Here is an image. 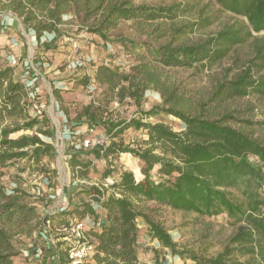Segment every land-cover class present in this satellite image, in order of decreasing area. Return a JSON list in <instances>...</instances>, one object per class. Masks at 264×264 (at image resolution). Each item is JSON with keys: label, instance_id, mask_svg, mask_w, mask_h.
<instances>
[{"label": "trees", "instance_id": "1", "mask_svg": "<svg viewBox=\"0 0 264 264\" xmlns=\"http://www.w3.org/2000/svg\"><path fill=\"white\" fill-rule=\"evenodd\" d=\"M213 1L221 13L230 14L236 22L192 45L133 44L138 61L129 72L105 64L96 67L93 79L103 88V105L90 103L75 113L63 107L69 124L86 131L102 130L108 144L75 150L66 141L67 165L72 172L68 179L91 181V174L99 173L94 163L103 161L105 165L98 186L70 187L63 211L54 215L42 217L39 211L50 207L48 197H29L19 189L8 195L2 185L9 166L17 167L18 175L27 168L47 173L45 160L53 159L56 149L48 120L32 117L28 93L15 79V68L0 69V264H18L15 239L32 238L35 229L34 247L39 246L42 253L36 256L34 249L31 264H70L67 242L60 239L52 245L39 233L48 222L57 228L73 216L93 222L86 235L94 252L83 264H146L142 257L147 252L158 261V249L141 245L140 221L159 248L178 256L181 264H264V136L257 135L264 121L239 119L250 107L243 113L233 109L238 100L264 99V0ZM197 8L198 2L134 6L131 0H0V13L20 19L42 53L58 51L66 38L75 36L64 29L68 13H84L83 30L109 44V34L121 21H172ZM202 14L198 21L176 32L193 34L214 24L212 17ZM93 15L96 19L90 21ZM243 48H248V58L234 60L236 69H228L224 81L217 82L204 99L194 97L164 75L167 69L220 65ZM90 82V77H84L75 80V85L85 88ZM149 90L159 94L161 104L141 110ZM53 94L61 100L59 89ZM126 100L138 108L135 116L106 117L107 104ZM162 114L176 117L185 128L175 132L164 123H150ZM131 130L143 135L133 140ZM77 139L88 140L84 136ZM127 155L138 160V174L124 164H114ZM17 162H24V166ZM51 184L44 188L56 189ZM92 203L101 208L105 223ZM165 209L202 218L226 216L237 230L217 256L199 255L174 243L161 219Z\"/></svg>", "mask_w": 264, "mask_h": 264}, {"label": "rangeland", "instance_id": "2", "mask_svg": "<svg viewBox=\"0 0 264 264\" xmlns=\"http://www.w3.org/2000/svg\"><path fill=\"white\" fill-rule=\"evenodd\" d=\"M131 2L134 6H159L170 5L173 3L198 2V8L189 14L178 16L172 21H158L152 24H141L135 21H121L117 28L109 34L108 39L112 42L109 44H106V42L98 36L88 34L83 30L84 25H82L81 20L84 17V13H68L65 19L66 24L64 25V29H67L71 33H75V36L73 38H66L64 42L65 46L61 45L58 48V51L52 53H42L37 50V43L33 34L24 29L21 20L19 19L21 23L20 29L24 35H26V38L23 40L22 51H14L9 47L4 49L0 48V61L4 60L7 66H9L5 58H7L8 55L13 54L17 58H20L21 63H32L37 73L40 75L39 82L43 80V77L46 81L48 80L43 75L44 69L48 70L50 68L51 73L54 74L50 77L51 81L50 79L48 81L47 90L44 89V92L47 91L44 95L48 98V101L46 100V107H49L52 104L49 108L50 110L47 108L45 118L48 120L49 127L55 134L53 144L56 149V154L53 159L45 160L43 169L48 171L45 174L44 172L42 173L41 170L33 172L31 169L27 168L26 171L21 172L18 175L17 167L13 168L9 166V168L5 169V176L1 181L8 195H10L14 189H19L29 197H50L49 199L52 203L58 201L56 200L57 197L55 195H50L48 193L49 189H46V187L44 188L45 182H42V180L39 179L40 175H43L46 179L48 178L49 180L47 179V182H51V185H56V190L61 188L62 193L63 191L68 192L67 189L72 184H75L74 186L82 184L86 186H98L97 183L100 181L99 173L103 171L105 165L103 161H96L94 163L99 173H92L91 181H84L81 183L82 180L79 182V179L74 177L68 179V169L69 175H71L72 172L67 165V154H65V147H67L66 141L70 142V144H68L70 148H74L76 145L83 142L77 139L80 136L87 137L88 140L91 141H98L101 143L99 145L108 144L107 138H104L102 134L95 133V131H86L85 128L75 126V124H69L68 119L64 114L61 116L57 115L59 112H62L63 107H67L69 112L75 113V110L81 106L90 103H95V105H103L105 103L102 94L103 88L96 84L93 79L97 65L105 64L129 72L138 61L136 57L137 51H134L132 47L133 44L140 43L150 47H159L169 43L175 46L192 45L208 38L209 36L215 35L222 30L224 26L232 25L237 20L230 14L221 13L219 7L213 0H131ZM200 12L203 13V17H212L214 19V24L207 29L197 31L193 34L182 35L176 32V30L198 21ZM90 17V21L96 19V15ZM12 21L13 19H7L6 23H8V27L12 24ZM13 24L15 25L14 22ZM46 40V37L43 38L42 43ZM113 42H116L117 44ZM75 43L78 45L77 48L74 47ZM20 53H22V56ZM248 56V48H243L231 58L223 61L220 65L206 69H167L164 71V75L167 76L171 82L180 84L181 87L188 89L194 97L204 99L209 93H211L217 82L224 81L225 72L228 69L231 67L236 69L234 60L238 57L242 60H246ZM72 63H77L76 69L72 68ZM1 68L2 67H0V69ZM231 76L232 74H230L228 78ZM84 77L91 78V82L87 87L84 88L75 85V80H80ZM55 88L61 91L62 98L60 101L54 98L53 90ZM51 98L53 99L51 100ZM160 104L161 101L159 94L154 90H149L145 93V102L142 104L141 110H150L153 106ZM248 107L251 109L250 112H244L239 119L245 118L256 122L264 121V99H242L238 100L233 105V109L242 111L241 113L247 111ZM105 108L107 109L106 117H109L112 114H119L121 117L127 119L135 116L138 111V108L130 100H126L120 104L116 101H112L107 104ZM74 116L75 115L72 114V119ZM149 121L153 124L164 123L175 132L182 131L185 128L183 122L174 116L162 114ZM65 129H69L72 132H78L79 134L73 136L71 139H67L62 135ZM99 131L102 130L99 129ZM257 131V135L264 136V127ZM129 133L132 134L133 140H139L143 135L136 133L133 130L129 131ZM42 139L49 141V139L44 136ZM86 149H88V147ZM68 151L69 149L67 152ZM129 161H134L133 163L135 166L132 168H134V171L138 174L141 170L140 164L136 158L130 155L123 156L116 164L120 165L121 162L128 164ZM16 164L19 165V167L24 166V162H17ZM51 197H55V199L52 200ZM52 203L50 207L53 205ZM57 205L53 206L52 209L41 208L39 210L41 216L54 215L53 212ZM161 219L172 240L176 243L179 249L192 250L196 254H204L207 257H215L223 252L237 230L236 227L229 224L226 216L218 218H202L195 214H183L181 212H174L170 209H165L161 213ZM35 230L38 233V229ZM32 238L19 237L15 239L16 250L19 252L15 261L18 264H31L35 258L33 250L40 249L39 246L34 247V241ZM141 245L148 250L158 249L160 251V258L158 261L154 260L155 256L152 252H147V256L142 257V260L146 264H181L182 262L178 256H174L169 250L159 248L158 241L149 236L147 228H144V230L141 231ZM44 259L45 257L43 260ZM241 260L245 261L247 258H242Z\"/></svg>", "mask_w": 264, "mask_h": 264}, {"label": "built area", "instance_id": "3", "mask_svg": "<svg viewBox=\"0 0 264 264\" xmlns=\"http://www.w3.org/2000/svg\"><path fill=\"white\" fill-rule=\"evenodd\" d=\"M74 47L77 48L78 45L75 43ZM6 59L10 67L15 68L23 66L24 68V71L20 78V82L24 85V88L28 93V101L30 104L32 117L39 119L45 117L47 113V107L46 104L40 100L41 90L38 86L40 75L39 73H37L33 64L27 62L21 63L20 58H17L13 54L8 55ZM71 66L72 68L76 69L77 63H72ZM62 114V112L58 113L59 116H61ZM78 134V132H72L69 129H65L62 133V135H64V137L67 139H71L73 136H76ZM99 144L101 143L98 141L84 140L83 142L76 145L74 149H86L87 147L90 148ZM39 179L42 180V182H45L46 186L49 185L47 179L43 175H40ZM51 199L53 200L55 199V197H51ZM92 204L94 205L95 209L99 207L97 204ZM62 207L63 206H57L53 213L56 214L63 211ZM90 224L91 223L89 218L81 219L77 216L68 218L66 224H63L57 228L51 227L50 222H48L45 228L41 230L40 237L43 241L52 245L60 239L66 241L68 245V259L70 261V264H83L88 259L92 258L94 252V246L90 243L91 240L87 239L86 235L87 231L93 227V225ZM41 253L42 250L38 249L36 256L41 255ZM37 264L42 263L37 262Z\"/></svg>", "mask_w": 264, "mask_h": 264}, {"label": "crops", "instance_id": "4", "mask_svg": "<svg viewBox=\"0 0 264 264\" xmlns=\"http://www.w3.org/2000/svg\"><path fill=\"white\" fill-rule=\"evenodd\" d=\"M7 19H9V20H12L13 19V21H12V24H13V22L15 23V25L13 24H11L9 27H8V23H6V21H7ZM13 26V27H12ZM20 26H21V23H20V21H19V19L16 17V16H13L12 14H10V13H8V14H1L0 13V48H2V49H4V48H6V47H9L10 49H12V50H14V51H18V52H21L22 50V47H23V40H24V38H26V35H24V33L22 32V30L20 29ZM33 38V37H32ZM15 46H14V45ZM2 53H4V52H2ZM19 54V53H18ZM20 55L22 56V53H20ZM23 55H24V53H23ZM5 60H7L6 58H5ZM4 60H1L0 61V67H2V68H4V67H6L7 66V64H6V62L4 61ZM3 64V65H2ZM51 69L49 68L48 70L47 69H44V76H45V78L46 79H48L47 81L44 79V77H43V80L41 81V82H39L38 83V86H39V88H40V99H41V101L43 102V103H45V104H47V102H46V100L48 99L47 98V96H45L44 94H46L47 93V91L46 92H44V89H46L47 90V87H48V81H49V79H50V81H51V78L50 77H52L54 74H52L51 73V71H50ZM23 71H24V69H23V67L22 66H19V67H15V79L16 80H18V81H20V78H21V75H22V73H23ZM53 98H51V100H52ZM48 101V100H47ZM52 105V104H51ZM50 105V106H51ZM49 106V105H48ZM50 106L49 107H47L48 109L50 108ZM50 110V109H49ZM58 115V114H57ZM100 132H103V131H99V129H96L95 130V133H97V134H102L103 136H104V138H106L105 137V134H104V132L103 133H100ZM101 135V136H102ZM100 136V135H99ZM134 161H129V163L128 164H125V163H122L121 162V164H124L125 165V167L126 168H129V169H133V170H135L134 168H132V167H134L135 165H134V163H133ZM117 163V161L115 162V164ZM68 175H69V169H68ZM79 182H80V180H79ZM84 181H81V183H83ZM85 182H87V181H85ZM75 184H72V185H70L69 187H68V192H64L63 191V193H62V189L60 188H58L57 190L56 189H54V188H50L49 190H48V193L50 194V195H55L57 198H56V200H58V201H56V202H53L52 204V206L51 207H49L50 209H52V207L53 206H56L57 204V206H63L66 202H67V195L70 193V187H73ZM61 191V192H60ZM60 192V193H59ZM52 202V201H51ZM87 202V201H86ZM77 203H79V204H81L82 203V201H79L78 200V202ZM95 210H97V208L95 209ZM99 210V211H98ZM98 213L101 215L100 217H101V222H103V223H105L104 222V220H103V218H102V210H101V208L100 207H98ZM46 212H48V211H46ZM90 219V218H89ZM90 222H91V224L90 225H93V222H92V220L90 219ZM138 228L140 229V231H142V230H144V228H146V225H145V223H143V222H139L138 223Z\"/></svg>", "mask_w": 264, "mask_h": 264}]
</instances>
